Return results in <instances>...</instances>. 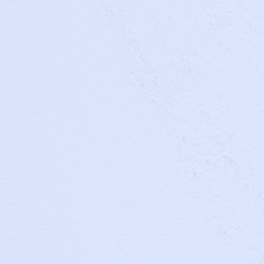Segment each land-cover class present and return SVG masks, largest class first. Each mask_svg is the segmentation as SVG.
Here are the masks:
<instances>
[{
	"label": "snow or ice",
	"instance_id": "1",
	"mask_svg": "<svg viewBox=\"0 0 264 264\" xmlns=\"http://www.w3.org/2000/svg\"><path fill=\"white\" fill-rule=\"evenodd\" d=\"M0 264H264V0H0Z\"/></svg>",
	"mask_w": 264,
	"mask_h": 264
}]
</instances>
